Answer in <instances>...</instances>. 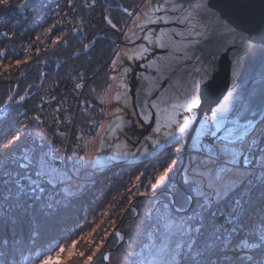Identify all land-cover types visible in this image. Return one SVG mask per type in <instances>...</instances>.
I'll return each mask as SVG.
<instances>
[{
	"label": "snow or ice",
	"instance_id": "1",
	"mask_svg": "<svg viewBox=\"0 0 264 264\" xmlns=\"http://www.w3.org/2000/svg\"><path fill=\"white\" fill-rule=\"evenodd\" d=\"M35 3L0 0V11H15L24 19L30 11L35 12ZM64 7L57 3V19L42 26L32 41L33 45H44L35 47V57L15 60L17 69L23 64L28 65V71H20L19 82L0 98V264H55L54 256L59 258L65 251V242L71 241V248H75L85 240L79 234L83 225L76 226L79 232L73 229L55 236H50L46 227L55 223L63 209L82 199L93 182L87 176L90 162L85 156L75 149L67 151L70 128L64 126L74 125L77 114L72 105L63 108L67 102L63 95L57 99L52 94L48 101L41 96L43 103L23 107L29 97L19 91L30 74L37 73L40 80L48 75L40 67L50 64L47 53L50 49L55 52L58 46L64 49L65 66L96 49L94 58L65 67V73H75L71 79L78 81L72 87L78 91L79 118H87L92 107L87 97L80 99L82 90L102 70L115 73L122 68L121 76L127 77L133 68L125 61L135 60L143 61L138 67L148 73L138 75L130 115L117 116L107 126L89 120L95 135L100 136L101 147H112L116 141L122 145H117L108 158L91 162L96 169L129 158L143 163L169 150L182 153L185 147L195 157L178 185L169 182V173L178 163L172 160L151 173L147 167L139 170L136 183L126 188L131 196H148L158 187L166 189L164 199L157 200L146 217L147 225H142L150 239V245H141L147 247V255L141 252L138 258L135 252H126L130 264H264V89L255 94L234 84L210 115L197 117L199 127L188 143L201 94L212 87L214 61L227 59L238 78L245 59L256 55L264 59V11L258 18L249 19V27H241L213 0H136L129 6L118 0L115 4L112 0H67L70 11ZM20 22L16 19L15 25ZM97 28L103 35L93 31ZM54 30L60 34L53 37ZM89 31L93 32L91 37ZM0 36L10 38L8 31L0 32ZM121 38L123 48L117 42ZM84 39L88 43H83ZM128 45L138 51L133 53ZM8 55L7 50H0V59ZM53 67L59 69L61 65ZM8 70L4 65V80L11 79ZM108 80L115 81L116 76L109 74ZM34 87H38L36 80L27 83L24 91ZM119 87L122 91L116 98H123L127 108L129 99L124 93L129 85L122 81ZM53 101L56 107L45 113V106ZM13 112L16 115L9 122ZM49 132L65 148L67 163L62 167L54 163ZM76 139L79 141L80 136ZM141 187L145 191H140ZM152 199L156 200L155 195ZM28 200L43 206L35 224L27 216ZM129 205L128 213L138 215L131 200ZM110 223L115 225L116 220ZM85 224L91 226L86 219ZM93 233L96 228L88 233L86 250L69 251L70 258L76 256L74 264H108L113 255L104 250L109 236L118 244L124 241V234L115 228L111 233L107 228L95 236Z\"/></svg>",
	"mask_w": 264,
	"mask_h": 264
},
{
	"label": "trees",
	"instance_id": "2",
	"mask_svg": "<svg viewBox=\"0 0 264 264\" xmlns=\"http://www.w3.org/2000/svg\"><path fill=\"white\" fill-rule=\"evenodd\" d=\"M112 2L115 4L117 0H112ZM118 2L120 4H123L124 6H129L130 3L136 2V0H118ZM101 32L103 33L102 30ZM113 39H116V37L114 36ZM87 42H88V39L83 40V43H87ZM98 46L99 45H97V47ZM56 53L64 57L63 47H59ZM95 55H96V49H92L91 52L87 56H82L80 59H74L67 66L62 64L59 69H56L52 73L51 77L56 78L59 81H63L69 78V75L65 73V67L80 65L85 60L94 58ZM92 62H93V66H95L96 60L93 59ZM89 73L91 74V72ZM102 74H106V72L102 70L99 76H101ZM17 77L18 76H11V79L4 80L3 76H0V98H3L5 92L10 90L11 86L18 81ZM101 81L102 79L98 80L97 84H99ZM86 89L87 88H85L84 90L83 96H85L87 93ZM80 107H82V105ZM15 115H16V112H13L12 115L8 117V121L10 122L15 117ZM79 115H80V111L78 113V116ZM20 118L23 119L22 117ZM78 118L76 121V125L78 123ZM76 125L74 128V131L75 129H78L76 128L77 127ZM4 128H5V131H7V123L4 125ZM45 144H47V140H45ZM182 160H179L180 164L182 163ZM146 161L148 162L147 159L144 160L145 163ZM142 166L143 164L141 162L139 163L133 162V161L127 162V163L117 162V165L114 166L113 169H107L105 172L102 173L103 174L102 179H99L100 177H97L93 180L92 183L89 184V190L82 199L75 201L74 203L71 204L70 207H66L65 209H63L61 211L60 217L55 221V223L54 224L49 223L46 226L48 230V234L50 236L65 234L67 231L73 230V229L79 232V229L76 226L78 224L83 225L84 231L79 232V234L80 236L85 237V240L79 241L77 243L76 251L74 253H78L79 251L86 250L88 247L87 242H86L87 239L89 238L87 228H91L92 226L97 225L96 233H100V229L102 228H107L109 233L112 232L113 228H115L116 230L120 229L119 231L124 233V241L120 245L115 247L117 241L113 239L111 236H109L108 241H106V246L104 250L113 252V255L110 261L108 262V264H130V260L127 256H125V253L135 252L138 255L139 251L143 249L141 245L147 244L146 242L149 240V236L146 234V227H142V225L146 226L148 223L146 217L151 212L152 206L154 205V202H153L154 200L152 199L154 194H151L150 197L143 196V197H127V198L125 197H96L93 194H96V192L94 191V188H97L100 185H102L103 180L107 179L108 176H110L111 172H113L115 168L119 170L120 169L126 170V172L124 173L125 174L124 177L127 178L128 176L129 178L131 176L130 175L131 173H129V171L130 172H133L134 170L136 171L139 167L141 168ZM118 181H120V179H117L116 182ZM175 181H177L176 178H175ZM176 184L178 185V182H176ZM176 184L174 183V185ZM112 187L114 188V190H116V192H119L121 190V184L119 183L117 184L115 183V185H112ZM129 200H131L134 206L138 209L139 214L136 215L135 217L133 214H130L127 211V209L130 207ZM27 207L29 209L27 216L33 221V224H35L37 216L40 214L43 206L39 204H34L31 200H28ZM33 209H35V214L33 213ZM52 211H55V210H52ZM47 214H48V210L45 209L44 215H47ZM21 216L23 217L24 214L21 213ZM85 219L91 222V226L85 224ZM112 219L116 220L115 225H112L110 223V220ZM24 222L26 223V221ZM96 233H93V236H95ZM116 249H119V250L116 251ZM75 259H76V256L73 255L66 264H74Z\"/></svg>",
	"mask_w": 264,
	"mask_h": 264
},
{
	"label": "rangeland",
	"instance_id": "3",
	"mask_svg": "<svg viewBox=\"0 0 264 264\" xmlns=\"http://www.w3.org/2000/svg\"><path fill=\"white\" fill-rule=\"evenodd\" d=\"M121 47L123 48L125 47V45L121 43ZM121 72H122V69L118 68L117 72L102 74L101 76H97L96 79H93L89 83V86L86 89L87 93L85 92L86 95L83 96V98L87 97L89 104L92 106L91 108H89L90 115L87 118H78V123L77 125L75 124L77 126L76 128L78 129H75L74 131L71 144H70L69 153L73 149H75L80 155L85 156L86 160L90 162L86 166L87 176L92 177L93 180L97 177H100L99 179H102L103 172H105L107 169H113L114 166L117 165V162L120 163V161H115L111 164H108L106 167L100 168V169H96L94 167V164L91 163L95 161L96 158L98 157L106 159L110 155H112L116 151L117 145H119V141H116L112 147H108L107 145L104 147H101L100 146V136L95 135L96 129L92 127V125L89 123V120L103 122L105 126H107L109 121L115 120V118L117 117V114H120L123 108L125 110L124 99L116 98L117 95L121 93L122 91L121 88L119 87L120 83L122 81L126 82V77H122ZM109 74L116 76V80L109 81L108 80ZM100 79H102V81L99 84H97L98 80ZM91 89H94V91H92ZM124 98H128L127 92L124 93ZM120 103L123 104L122 107L121 105L118 106V104ZM82 107H85V106L82 105ZM128 107L129 108L131 107V110H132V106L130 104H128ZM101 109L103 110L102 112H101ZM118 109H121V111H117ZM77 117H81V113ZM77 136H80L79 141H77L76 139ZM120 139H123V137H120ZM119 146L122 147V145H119ZM176 146L179 147V145H176ZM51 154L53 156L54 163L57 166L62 167L64 166L65 163H67L66 159L59 158L58 156L54 155L53 152H51ZM182 154L183 152L174 153L171 150H169L168 153L161 155L158 159H147L148 162L147 161L146 163L143 162L142 163L143 166L141 168L139 167L136 171L134 170L133 172L129 171V173H131L130 174L131 176L129 178L128 176L127 178L124 177L125 175L124 173L126 172V170H122V169L119 170L115 168L114 171L111 172L110 176H108L107 179L103 180V182L101 181L102 185H100L97 188H94V191L96 192V194H93V193L92 194L96 197H143V196H131L130 193L126 191V188L131 189L132 185L136 183L135 176L139 174V170H144L147 167L151 173L152 169L157 168L161 164L166 166L167 163H171L172 160L179 161V160L184 159ZM192 157H193L192 159L195 158L194 155H192ZM189 160L190 159H188L186 156V161H185L183 169L180 171L182 163L180 164V161H179L178 164H176V166L174 167L173 171L169 173V182L171 185H174V183L176 184V182H178V184L181 183L184 171L189 166V162H188ZM132 161L138 162V163L141 162L140 160H131L129 162H132ZM159 171L162 172L163 167H160ZM175 178L177 181H175ZM117 179H120V181L116 182ZM115 183L121 184L120 191L122 193L120 191L116 192V190H114L112 185H115ZM140 191H145V189L141 187ZM164 191H166V189L158 187L155 193L149 192L148 196L150 197L151 194H154L156 197V200H154L153 202L154 204H156L157 200H161V201L163 200L164 194H165ZM135 216L136 215H134V217ZM96 227L97 225H94L91 228H87V232L88 233L92 232V229ZM146 243L147 244L145 245H150V239ZM116 246H118L117 243L115 247ZM70 250L74 253L76 251V247L71 248V241H67L65 242V251L61 253L60 257L56 258L54 256L55 264H66L70 260V257H69ZM141 252H143L144 255H147V247H143V249L139 251L137 255L138 258ZM25 255H27V253H25Z\"/></svg>",
	"mask_w": 264,
	"mask_h": 264
},
{
	"label": "built area",
	"instance_id": "4",
	"mask_svg": "<svg viewBox=\"0 0 264 264\" xmlns=\"http://www.w3.org/2000/svg\"><path fill=\"white\" fill-rule=\"evenodd\" d=\"M78 2V0H77ZM57 3H59L64 7V11L69 12L70 10L66 7L67 0H36L34 5L35 12H29L27 18L22 19L17 15L15 11H11L8 13L0 11V32L8 31L10 34V38H5L0 36V50H7L9 55L7 59H0V76H4V65L9 66L8 74L11 76H19L20 71H28V65H21L19 69L15 67V60H26L30 56L35 57V47L40 46L41 48L44 45H39L37 42L36 45L32 44V41L35 39L37 35H40L42 26L46 27L52 23H54L57 17L54 15L57 9ZM71 18V13L69 15ZM20 19V24L15 25V20ZM10 21V22H9ZM66 27V25H65ZM87 29V25H85ZM96 34L101 35V29H94ZM60 33L56 30L53 31L52 36L55 37ZM88 36H92L93 32L89 31ZM122 39V38H121ZM41 40H45L43 36H41ZM88 43V42H87ZM120 43V40H118ZM45 44H50L49 41L45 40ZM121 44V43H120ZM60 46H58L55 52L49 50L47 53V59L50 61L49 65H41L40 70H44L48 73V75L43 79H38L37 73H32L28 76L27 81L24 84H21L19 91L21 94H24L29 97L26 104L23 107H31L34 102L43 103L39 98L43 96L45 101L51 100V95L55 94L57 99H59L62 95L67 96V102L63 105V108L68 109L69 105L73 106V111L76 112L78 116L79 108L76 107V99L78 96V91L73 89V84L77 83V80L71 79V75H75L72 73L69 75V78L59 81L56 78H52V73L56 70L53 65L59 63L63 64L64 57L60 56V54L56 53ZM42 59L45 57L42 56ZM33 63L32 60H29V65ZM89 75H91L89 73ZM33 80L37 81L38 87H34L29 90V92H25L24 89L27 86V83H31ZM55 81V83H54ZM17 81L16 83H18ZM15 83V84H16ZM84 92V89L82 90ZM82 99V97H80ZM56 103L53 101L51 105L45 106V113H47L50 108H55ZM32 114L31 112L29 113ZM23 118V116H21ZM63 119V116H61ZM77 120V119H76ZM76 121L74 125L64 127H69L70 132L67 140V151L69 153L70 143L73 137V132L75 128ZM49 138H52V133L49 132ZM61 141L59 138H52V146L53 154L58 156L61 159H65V148L60 147Z\"/></svg>",
	"mask_w": 264,
	"mask_h": 264
},
{
	"label": "water",
	"instance_id": "5",
	"mask_svg": "<svg viewBox=\"0 0 264 264\" xmlns=\"http://www.w3.org/2000/svg\"><path fill=\"white\" fill-rule=\"evenodd\" d=\"M214 4L220 5L225 14L232 20L236 21L241 27H249L248 21L250 18L259 17L261 12L264 11V0H213ZM123 43V39H120ZM138 41L137 43H139ZM146 43V42H145ZM124 44V43H123ZM130 50V45L127 46ZM133 48L131 51L137 52L138 49ZM158 53L163 54L162 50H156ZM64 60V59H63ZM143 61H125V64L133 68V72L127 76L126 83L129 85L128 96L131 103V98L136 94V88L139 86L138 75L140 72H145L143 68L138 65ZM145 74H148L145 72ZM213 77L210 89H205L201 94V106L193 113V123L189 131V141L192 137L194 130L199 126V118H203L205 114L210 115V110L217 105L223 98L227 90L234 84L238 89L249 90L255 94H259L264 89V59L259 55L251 56L242 62L238 78L234 76L233 70L227 59H218L214 61V68L211 70ZM146 84V82H145ZM132 106V103H131ZM188 147L184 148L182 156V165L180 171L185 164V157ZM132 159L122 160L120 162L127 163ZM123 233V232H122ZM124 234V233H123ZM117 245H120V243Z\"/></svg>",
	"mask_w": 264,
	"mask_h": 264
},
{
	"label": "flooded vegetation",
	"instance_id": "6",
	"mask_svg": "<svg viewBox=\"0 0 264 264\" xmlns=\"http://www.w3.org/2000/svg\"><path fill=\"white\" fill-rule=\"evenodd\" d=\"M130 47H131L130 50H132L133 48H135V46H133V45H130ZM136 50H137V49H136ZM136 50H135V51H136ZM134 53H135V52H134ZM127 62H128V61H127ZM121 69H122V68H121ZM126 80H127V77H126ZM128 99H129V96H128ZM129 104L131 105L130 100H129ZM119 105H121V107H122L123 104L120 103V104H118V106H119ZM131 111H132V110H131V107H130V108L127 107V108H125V110H124V108H123V109H122V112H121L120 114H117V113H116V114H117V116H119V115H120V116H127V115H130ZM191 126H192V125H191ZM198 127H199V126H198ZM198 127H197V128H198ZM197 128H196V129H197ZM190 129H191V127H190ZM190 129H189V131H190ZM196 129H195V130H196ZM195 130H194L192 136L195 135ZM189 143H190V142H189ZM182 152L184 153V150H183ZM192 155H193V153H192V152L189 150V148H188V151H187V153H186L187 158H188V159H192V158H193ZM185 159H186V157H185ZM189 161H190V160H189ZM189 161H188V162H189Z\"/></svg>",
	"mask_w": 264,
	"mask_h": 264
}]
</instances>
